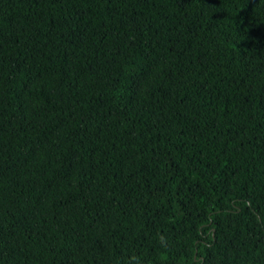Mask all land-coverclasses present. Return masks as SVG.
I'll return each mask as SVG.
<instances>
[{"label": "trees", "instance_id": "obj_1", "mask_svg": "<svg viewBox=\"0 0 264 264\" xmlns=\"http://www.w3.org/2000/svg\"><path fill=\"white\" fill-rule=\"evenodd\" d=\"M0 264H264V0H0Z\"/></svg>", "mask_w": 264, "mask_h": 264}]
</instances>
